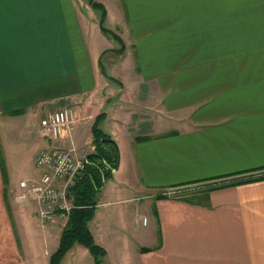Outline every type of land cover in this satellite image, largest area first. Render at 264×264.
<instances>
[{
	"label": "crops",
	"instance_id": "obj_1",
	"mask_svg": "<svg viewBox=\"0 0 264 264\" xmlns=\"http://www.w3.org/2000/svg\"><path fill=\"white\" fill-rule=\"evenodd\" d=\"M96 1L128 73L109 72L116 58L101 64L110 47L90 2L0 0V264H50L59 246L68 218L43 224L18 201L33 174L2 135L7 122L41 133L59 108L74 127L46 148L92 153L103 113L121 148L89 222L108 264H264V48L236 42L232 0ZM133 115L149 119L145 134L120 145ZM61 264L97 262L76 245Z\"/></svg>",
	"mask_w": 264,
	"mask_h": 264
},
{
	"label": "trees",
	"instance_id": "obj_2",
	"mask_svg": "<svg viewBox=\"0 0 264 264\" xmlns=\"http://www.w3.org/2000/svg\"><path fill=\"white\" fill-rule=\"evenodd\" d=\"M233 2V7L235 6ZM244 1V0H243ZM251 1V0H250ZM92 6L101 10L100 27L105 35L111 36L121 43L120 52L124 51V42L121 36L111 30L107 24V11L103 4L96 0H89ZM249 2V1H245ZM248 5V4H247ZM243 7L242 5H240ZM259 29L264 30V26ZM243 32L242 30L240 31ZM238 34L235 38L244 46L251 38L244 37ZM249 47L248 45H245ZM106 77L110 78L106 70L101 67ZM16 113V112H15ZM18 113V112H17ZM105 114L97 117L93 126L94 146L95 149L92 153L88 154L85 158V169L77 177L75 183L69 188L70 198L73 207L70 210L68 220L61 233L60 242L57 250L50 256V264H61L66 254L76 245H82L91 252L95 257L97 264H101L102 258L106 256L107 251L104 247L97 244L94 239L93 233L90 230L89 222L94 218L97 211L98 196L101 193L109 174L115 171L119 165V148L116 141L110 134L105 132L101 126V121L105 118Z\"/></svg>",
	"mask_w": 264,
	"mask_h": 264
},
{
	"label": "built area",
	"instance_id": "obj_3",
	"mask_svg": "<svg viewBox=\"0 0 264 264\" xmlns=\"http://www.w3.org/2000/svg\"><path fill=\"white\" fill-rule=\"evenodd\" d=\"M74 123V112L70 108L47 112L40 119L42 134L50 140H61L69 136ZM85 158V155L78 154L73 142L66 148L41 150L35 158V165L41 174L19 182L18 201L36 203L43 224L67 219L73 207L69 188L84 171ZM143 221L146 223L147 218Z\"/></svg>",
	"mask_w": 264,
	"mask_h": 264
},
{
	"label": "rangeland",
	"instance_id": "obj_4",
	"mask_svg": "<svg viewBox=\"0 0 264 264\" xmlns=\"http://www.w3.org/2000/svg\"><path fill=\"white\" fill-rule=\"evenodd\" d=\"M82 1L83 2H89V0H82ZM245 1L246 0H244V1L243 0H236L233 10L232 11L230 10L231 13H233L234 19L236 21L235 28L237 29V32L240 33V35L243 33L242 35L244 37H249V33H252L250 35L251 38L250 37L247 38V40H249V42L246 41L247 44H244V46L248 45L251 49H254V48H262L263 49L264 48V30H261L259 28L261 26H264V0H251V1L247 0L249 2H245ZM86 4L87 3H85V5ZM240 5H242L243 7H241ZM99 10L100 9H98V8H96V9L91 8V11H90V16L91 17L94 16L96 21H98V17L100 14ZM242 20H243V26L244 27H243V32L241 33L240 29H238V28L241 26ZM99 23H100V21H99ZM237 37H238V34L235 33L234 38H237ZM97 43H98V45H100V47H110V49L106 48L107 50H105V52L102 55V58H101L102 59V62H101L102 65L103 64L107 65L109 59L114 61V59L116 58V61L114 63V68H112V70L109 72H111V73L113 72L116 75H119V74L122 75L123 73L125 74V73H128L130 71V68H129L130 67L129 63H131L130 56L126 57V58L125 57L122 58V56H120V54H119L120 53L119 49L122 48L121 43H119L113 37L108 36V35H104V34H101V37L99 38ZM240 45H242V44H240ZM262 49H260V51H263ZM252 52H253V50H252ZM109 63H110V61H109ZM106 73L108 74L107 71H106ZM100 78L105 79L103 76H100ZM109 79L114 80V78H112V76ZM139 116H140V114H139ZM104 117L106 118V114ZM130 120H129V122H130ZM145 121H149V119H147V118L137 119L136 115H133L132 116V122H130V124L126 125V130L123 132L122 131L123 128L121 129V133H122L123 138H121V140H120L121 141L120 145H123V141L125 138H127L128 140H133L136 137L144 136V134H145L144 128L146 126ZM18 125H19L18 123L13 124L12 122H7L2 129V135L8 140V143H11L12 140L17 141V142L12 143L17 148V150H14V153H21V154L24 153L23 158L25 161L24 162L25 168L28 169V171H30L33 174V177L39 176L41 174V170L39 168H37V166L35 165V158L41 150L47 149L44 145V142L48 138L42 134L41 125H40L41 133H38V134H30L31 131L28 132V128L26 129L25 127H23L24 125H22V126H18ZM19 127H23V128H19ZM19 142H21V143H19ZM118 147H119V151H120L121 148L119 145H118ZM14 158H18V157L8 156L10 166L15 168L18 165V160L14 159ZM119 161H120V159H119ZM116 174H117V172L112 171V173L109 174L107 181H109L110 179L113 180V179H115V177L118 178ZM119 206L120 205H115V207H119ZM115 207H111V208H115ZM82 248H86V247L82 246ZM106 256H107V254H106ZM105 257L102 258L101 264H108L109 257L106 259H105ZM112 257L113 256L111 254L110 258H112ZM78 259H77V261H78ZM68 260L69 259H67V263L69 262Z\"/></svg>",
	"mask_w": 264,
	"mask_h": 264
},
{
	"label": "water",
	"instance_id": "obj_5",
	"mask_svg": "<svg viewBox=\"0 0 264 264\" xmlns=\"http://www.w3.org/2000/svg\"><path fill=\"white\" fill-rule=\"evenodd\" d=\"M116 169H117V168H116ZM116 169H115V170H116Z\"/></svg>",
	"mask_w": 264,
	"mask_h": 264
}]
</instances>
